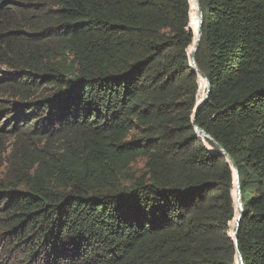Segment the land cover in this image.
I'll list each match as a JSON object with an SVG mask.
<instances>
[{
    "label": "trees",
    "instance_id": "16d2710c",
    "mask_svg": "<svg viewBox=\"0 0 264 264\" xmlns=\"http://www.w3.org/2000/svg\"><path fill=\"white\" fill-rule=\"evenodd\" d=\"M199 6L208 83L194 0H0V264H264V0Z\"/></svg>",
    "mask_w": 264,
    "mask_h": 264
},
{
    "label": "water",
    "instance_id": "95a60500",
    "mask_svg": "<svg viewBox=\"0 0 264 264\" xmlns=\"http://www.w3.org/2000/svg\"><path fill=\"white\" fill-rule=\"evenodd\" d=\"M195 1V4H196V8H197V15H198V27H197V34H196V40H195V43H194V46H193V49H192V53L190 55V66L192 68V70L201 78L203 79L206 83H208V80L207 78L205 77V75L198 69L196 63H195V53H196V50L198 49V46H199V43H200V38H201V29H202V11L200 9V6H199V0H194ZM208 92H209V89H207V92L198 100V102L196 103L195 107H194V111H193V117H192V120H193V125H194V128L196 129V131L201 134V135H204L205 137H207L212 143L213 145L216 147L218 153L220 155H223L225 154V151L224 149L214 140L212 139L208 134H206L203 130L199 129L195 124H194V116H195V113L196 111L204 104V102L206 101L207 97H208ZM225 157L228 161L231 162L232 164V167L233 169L235 170L236 172V167H235V164L233 163L232 161V158L229 156V155H226L225 154ZM237 174V172H236ZM236 201H237V205L239 207V214L236 218V221H235V229L237 230L238 229V222H239V219L242 215V211H243V206H242V203L240 201V189H239V183H238V179L236 177ZM234 235V234H233ZM235 241V240H234ZM239 259H240V264H243L242 263V260H241V257L240 255L238 256Z\"/></svg>",
    "mask_w": 264,
    "mask_h": 264
},
{
    "label": "rangeland",
    "instance_id": "374dc122",
    "mask_svg": "<svg viewBox=\"0 0 264 264\" xmlns=\"http://www.w3.org/2000/svg\"><path fill=\"white\" fill-rule=\"evenodd\" d=\"M0 105H5L4 101H1ZM5 113V111L3 112ZM20 127H24V124L20 123ZM3 135V141L0 142V183L3 185H11L15 181V175L18 168V159L14 155L13 150L16 149L15 147H12L13 144H15V138L13 135L7 134L5 132L0 131ZM41 147H34L33 145L30 146V152H27L28 154L31 153V150H37ZM57 147H51L52 152ZM142 166V161H138L134 167L140 168ZM16 183V181H15ZM20 260H25V256H21ZM13 264H17L15 259H12ZM19 262V261H18Z\"/></svg>",
    "mask_w": 264,
    "mask_h": 264
},
{
    "label": "bare ground",
    "instance_id": "6f19581e",
    "mask_svg": "<svg viewBox=\"0 0 264 264\" xmlns=\"http://www.w3.org/2000/svg\"><path fill=\"white\" fill-rule=\"evenodd\" d=\"M202 81L204 82V80L202 79Z\"/></svg>",
    "mask_w": 264,
    "mask_h": 264
}]
</instances>
